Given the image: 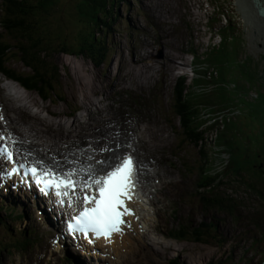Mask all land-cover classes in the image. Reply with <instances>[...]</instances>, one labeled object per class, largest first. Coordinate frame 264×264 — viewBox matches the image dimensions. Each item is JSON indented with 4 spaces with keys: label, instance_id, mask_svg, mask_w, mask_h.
Wrapping results in <instances>:
<instances>
[{
    "label": "rangeland",
    "instance_id": "rangeland-1",
    "mask_svg": "<svg viewBox=\"0 0 264 264\" xmlns=\"http://www.w3.org/2000/svg\"><path fill=\"white\" fill-rule=\"evenodd\" d=\"M91 2L29 3L35 24L31 38L46 42L38 48H51L48 55L58 69L57 96L45 100L1 71L0 81L11 86L14 98L22 97L14 99L18 105L52 120L53 133L64 145L93 154L97 162L114 153L113 163L98 176L125 154L135 156L143 216L130 233L134 239L128 264L260 262L264 36L256 39L255 34L261 30L249 25L240 0H108L98 8ZM4 11L0 0V18ZM5 38L19 45L13 36ZM7 65L30 72L17 56ZM180 91L189 123H181L177 115ZM1 97L0 92V111L7 106ZM4 118L2 126L7 125ZM13 121L10 127L16 131ZM256 134L259 145L246 138ZM24 151L17 147L21 160L51 169V161ZM80 158L75 154L68 161ZM63 171L88 180L79 165ZM214 189L217 196L226 195V206L203 204ZM28 200L31 208L23 210L0 198V264H66L65 250L51 240L52 227ZM189 221V230L188 225L178 231ZM27 238L31 242L26 244ZM126 241L127 236L103 262L123 264ZM72 258L77 264L78 256ZM84 258L85 264H103Z\"/></svg>",
    "mask_w": 264,
    "mask_h": 264
},
{
    "label": "bare ground",
    "instance_id": "bare-ground-1",
    "mask_svg": "<svg viewBox=\"0 0 264 264\" xmlns=\"http://www.w3.org/2000/svg\"><path fill=\"white\" fill-rule=\"evenodd\" d=\"M240 5L242 9L245 11V14H247L248 16L247 22L249 23V25L252 28H255V32L257 29H260L262 32L261 34L256 33L255 38L259 39L260 37H263L264 36V17L261 16L259 12V8L256 6L254 0H240ZM3 82H4L3 80L2 82L0 81V92L4 96V98L1 97V99L7 102V106L6 105L2 106L3 113H4L3 115L6 117L5 122L7 125L2 126V124L4 123H2L3 121L0 122V132L11 134V137L15 140L16 147L21 148L23 152H25L24 150H26L27 152L28 151L35 152L36 155L41 157L45 162L51 161L52 168H55L59 171H63V168H66V167H72V166L79 165L82 168V172L84 176L88 179H90V177L91 179L97 177L98 174L101 172L102 168H105L109 164L113 163V160L116 157L114 153L113 155L108 154L105 157V160H101L103 162L101 163V161L97 162L98 159H95L93 154L86 155L85 152H83L82 150L76 151L70 148L68 145H64L63 141L61 143V140L56 138L55 134L53 133L54 132L53 121L47 117H44L39 112L34 113L33 111L23 108V106L21 105H18L16 101H18L20 98L22 99V97L20 96V98H18L17 96H15L16 98H14L12 94L11 86H8V85H7L8 87L5 86L2 84ZM22 102L23 100L21 101V103L19 101L20 104H22ZM10 111L18 113L19 117L12 118V116L9 113ZM21 116H25L24 118L25 120L20 118ZM12 119L14 120L13 122H17L15 125L16 131H14V129L10 127L11 125L10 121H12ZM75 154H79L81 158L73 160V161H68V159H70ZM50 156H53V158L49 159L48 157ZM2 162L3 164L5 163L3 159H2ZM75 175L77 176V174ZM4 188H5V191H2L0 188V198L1 199L6 201L8 204H12L14 206L20 207L23 210H28L29 206L31 208L30 201L28 200V197L25 193L14 192L10 184H6ZM84 191H86V189ZM75 202H78V200L77 201L75 200ZM37 209L41 210V215L45 219V221L47 223H50L49 225L53 229L57 230L56 228L57 222L54 219H52L51 211H49V209L44 207L41 203L37 204ZM138 211L140 215L141 210L138 209ZM136 217L137 216H135V218ZM126 236H127V241L125 242V245H123V247L128 248V251H125L127 253L125 255V253H122V250H121V253H122L121 259L123 261V264H126V263L128 264L129 262L132 261V257L129 255L130 254L129 249H132L131 247H133L132 239H134V237L130 233L127 234ZM118 238H120V236L114 237L115 240H117ZM119 248L121 249V247ZM177 254L180 255L181 253H177ZM72 256H78L77 264H85L86 259L84 257L88 259L92 258L90 255H84L77 251L75 253L69 254V257H67L68 264H73L71 263V262H74V258H72ZM93 260L95 259L93 258Z\"/></svg>",
    "mask_w": 264,
    "mask_h": 264
},
{
    "label": "snow or ice",
    "instance_id": "snow-or-ice-1",
    "mask_svg": "<svg viewBox=\"0 0 264 264\" xmlns=\"http://www.w3.org/2000/svg\"><path fill=\"white\" fill-rule=\"evenodd\" d=\"M3 116L0 115V120ZM15 140L11 134L5 137L0 134V141ZM0 156L11 161L13 152L9 150V145L4 143L0 145ZM101 163H103L101 161ZM23 167V165H20ZM135 162L131 154L124 156L120 163L112 167L106 173L91 179V183L85 182L82 186L78 185L71 177L74 172L67 176L56 177L51 169L43 172V175H37L38 169L32 167L28 169L35 177L38 184L42 183L44 187L41 191L45 193L49 189H55V194L58 197H68L70 192L75 195L76 188L81 187L82 190H87L83 195L82 211L73 218L68 228L73 232H80L87 235L89 232L96 237H110L113 233L121 232V225L127 223L125 216L133 215L128 202L132 200V189L135 188ZM12 172L18 171L16 167L11 169ZM45 177H48L45 179ZM65 201L60 199L58 203L63 204Z\"/></svg>",
    "mask_w": 264,
    "mask_h": 264
},
{
    "label": "trees",
    "instance_id": "trees-1",
    "mask_svg": "<svg viewBox=\"0 0 264 264\" xmlns=\"http://www.w3.org/2000/svg\"><path fill=\"white\" fill-rule=\"evenodd\" d=\"M1 1H2V7L5 9V11L3 17L0 18V25H1L0 39L2 40L0 42V71L3 72L6 76H9L10 78H13L19 81L20 83H22L25 88L29 90L37 91L38 94L45 100L52 98L53 95L57 96L58 92L56 91L57 90L56 83L58 81L57 78L58 69L56 68V65L54 66V64L52 63L53 59L51 58V56L48 55V50H50L51 48L46 47L45 49H43L42 47L41 49H39L38 46H42L46 42H43L42 40H37L35 42L31 38V35L34 32L35 24L31 22L32 14H29L31 10L29 3H32L33 0H1ZM107 2L108 0H92L91 3L96 8H98V7H106ZM20 14L29 16L30 20L23 17L20 18L19 17ZM94 17L97 20L100 18L98 13H95ZM3 29L5 30L4 33H3ZM6 35L13 36L15 38V41L19 45L18 46L12 45L11 42H8L5 38ZM14 47L16 48V51L12 53L11 51ZM190 53H192L195 57L196 54H198V52L194 50H192ZM14 56L19 57L21 61L24 63V65L28 69H30V72L25 73L22 71H18L15 68L9 67L7 63ZM58 98L63 100L62 96H58ZM181 100L182 102L180 103ZM175 106L177 108V115H180L181 117V123L184 122L189 123V119L186 117V112L184 110L185 108L184 96L181 91L179 92L177 100L175 101ZM255 114L256 113L251 110L250 115L256 118ZM181 127L182 129L184 127L187 130V127L183 126L182 124ZM245 127L250 128V125L246 124ZM187 132L189 133L190 139L194 140L190 130H187ZM246 138H248L249 143H255L256 145L261 144V142L256 141L257 134L254 136L250 135V137H246ZM243 143H245V141H243ZM195 144L199 146L198 142H196ZM200 152H201V147L199 148V153ZM209 195H210L209 198L207 200L204 199L203 202V204L206 203L208 207H216L217 205L220 204L226 206V204L228 203L225 199L226 195L222 194L220 196H217L215 193V189L212 192H210ZM186 226H188L187 230H189L191 226L190 221L187 225L183 226L182 229L178 231L182 232L184 227ZM193 227L196 228L197 226H193ZM262 260H260V262Z\"/></svg>",
    "mask_w": 264,
    "mask_h": 264
},
{
    "label": "water",
    "instance_id": "water-1",
    "mask_svg": "<svg viewBox=\"0 0 264 264\" xmlns=\"http://www.w3.org/2000/svg\"><path fill=\"white\" fill-rule=\"evenodd\" d=\"M256 6L259 8V12L262 17H264V1L262 0H254ZM254 264H264V260L262 262L254 263Z\"/></svg>",
    "mask_w": 264,
    "mask_h": 264
}]
</instances>
